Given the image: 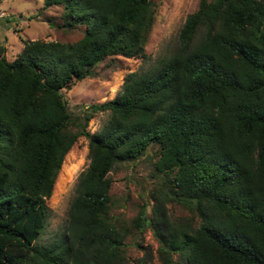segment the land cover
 Returning <instances> with one entry per match:
<instances>
[{
	"label": "trees",
	"instance_id": "trees-1",
	"mask_svg": "<svg viewBox=\"0 0 264 264\" xmlns=\"http://www.w3.org/2000/svg\"><path fill=\"white\" fill-rule=\"evenodd\" d=\"M51 4L62 6L60 25L84 26L81 36L26 39L12 59L0 46V264H133L108 213V172L150 143L164 182L151 215L140 210L131 225L152 227L161 264H264V0H198L175 47L84 106L76 129L61 88L106 55L144 57L154 1L43 0ZM101 109L108 115L90 131ZM79 134L89 160L67 231L39 244L46 199ZM167 198L190 216L171 218Z\"/></svg>",
	"mask_w": 264,
	"mask_h": 264
},
{
	"label": "rangeland",
	"instance_id": "rangeland-1",
	"mask_svg": "<svg viewBox=\"0 0 264 264\" xmlns=\"http://www.w3.org/2000/svg\"><path fill=\"white\" fill-rule=\"evenodd\" d=\"M154 19L149 30L146 55H106L92 67V73L74 79L61 91L71 113L69 126L79 127L84 118V106L111 98L120 90L123 75L154 63L168 54L177 44V35L186 14L197 7L198 0H153ZM61 4L43 5V0H0V46L8 59H12L29 38L74 40L83 33L79 23L70 27L60 25ZM108 115L107 109L93 113L86 127L95 131ZM158 144L150 143L138 157L116 162L109 170L111 220L124 232L121 245L125 261L136 264H161L158 253L159 240L152 227H133V216L143 210L150 216L161 193L163 176L154 168ZM89 160L87 137L79 134L66 152L57 173L51 194L46 201L49 206L45 225L37 237L39 244L55 243L67 231L70 201L75 194L78 173ZM165 208L171 218H185L191 212L182 203L167 198ZM181 259L179 254H173Z\"/></svg>",
	"mask_w": 264,
	"mask_h": 264
}]
</instances>
